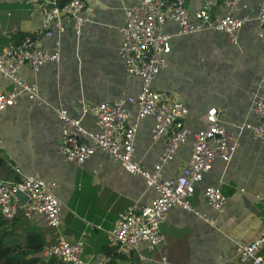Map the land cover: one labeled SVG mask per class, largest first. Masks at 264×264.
I'll use <instances>...</instances> for the list:
<instances>
[{"label": "crops", "instance_id": "0c3cea01", "mask_svg": "<svg viewBox=\"0 0 264 264\" xmlns=\"http://www.w3.org/2000/svg\"><path fill=\"white\" fill-rule=\"evenodd\" d=\"M139 1L84 0L83 15L92 22L84 26L82 35L77 37L71 22L65 21L66 32L60 37L52 26L50 38L42 29L44 0H0V50L23 36L24 42H41L53 51L61 38L60 63H47L39 73L28 65L19 72L23 80L38 84L41 99L24 97L0 114V138L6 148L5 155H0V181L18 180L7 166L12 160L25 173L56 183L55 193L63 204L61 235L71 243L84 242L81 257L86 264H236L237 246L255 241L264 224V143L251 132L243 133L240 148L229 164L215 161L191 200L212 223L173 209L162 226L165 242L155 249L146 243L137 249H113L107 234L116 227L120 212L136 203L148 205L156 198L155 190L142 176L127 173L101 152L80 166L66 162L58 153L61 125L54 109L63 106L72 118H79L83 105L139 93L140 79L126 72L119 55V31L126 25V11ZM186 3L192 15L206 5L213 15L228 12L224 0ZM263 6L264 0H239L232 13L256 17ZM166 28L170 33L178 30L175 24ZM259 28L257 21L246 24L239 45L209 31L172 39L168 66L154 86L185 103L189 111L186 124L193 135L204 128L203 117L212 108L219 110L222 124L230 131L258 122L253 105L264 93V43L258 38ZM13 88L14 83L0 75V93ZM153 125L151 118L141 122L135 144L137 160L149 170L165 148L162 142H152ZM84 126L97 130L91 117L84 120ZM192 147L193 136L164 170L166 178L181 173ZM208 186L220 187L228 197L223 213L206 203L203 190ZM19 223L21 232L40 231L45 248L56 244L60 236L42 215L24 216ZM261 255L264 257V249Z\"/></svg>", "mask_w": 264, "mask_h": 264}, {"label": "built area", "instance_id": "2783aa9c", "mask_svg": "<svg viewBox=\"0 0 264 264\" xmlns=\"http://www.w3.org/2000/svg\"><path fill=\"white\" fill-rule=\"evenodd\" d=\"M63 1L44 0L42 29L51 38L53 32L50 28L53 26L61 37L66 32L65 21L71 22L75 35L80 37L84 26L92 22L83 15L84 0ZM238 4L239 0H224V8L228 12L213 15L206 5L192 15L186 0H140L127 9L126 25L119 31L122 38L119 55L126 72L140 79L139 93L135 96L123 95L94 106L83 105L79 118H72L63 106L54 109L61 125L58 153L66 162L80 166L101 152L121 165L127 173L142 176L147 186L157 194L150 204L136 203L118 214L116 227L107 232L112 247L121 251L137 249L141 243H146L150 249L160 247L165 242L162 226L173 209H182L212 223L207 214L201 213L192 204L196 189L216 160L226 164L232 161L245 131L264 143V93L256 97L253 105L258 122L245 123L236 131H230L222 124L219 110L212 108L203 117L204 128L193 135L186 124L189 111L185 103L177 95L161 92L154 86L160 73L168 66L174 37L209 31L221 33L231 43L239 45L243 27L257 21L260 24L258 38L264 43V6L256 17H236L232 10ZM169 24L177 25L176 33L167 31ZM60 44L61 38L53 51H48L41 42L28 39L21 44L12 41L0 50V75L14 83L10 92L0 93V114L24 97L31 101L41 99L38 84L23 80L19 72L28 65L39 73L47 63H60ZM87 117L93 118L96 131L84 126ZM147 118L154 120L152 142H162L165 146L151 170L137 160L135 148L140 124ZM192 136V153L186 166L179 175L166 178L164 170L172 165L181 147ZM5 152L0 138V155H5ZM8 166L18 180L0 181V213L3 217L14 220L20 214L28 219L33 214L44 216L48 226L57 230L60 236L57 243L44 248L40 256L45 260L58 259L61 264H86L81 257L84 242L71 243L61 235L63 204L55 193L56 183L25 173L12 160ZM18 194H24L28 201L22 204ZM203 197L214 211H225L228 197L220 187H206ZM263 249L264 224L261 235L255 241L237 246L236 264H264Z\"/></svg>", "mask_w": 264, "mask_h": 264}, {"label": "trees", "instance_id": "16d2710c", "mask_svg": "<svg viewBox=\"0 0 264 264\" xmlns=\"http://www.w3.org/2000/svg\"><path fill=\"white\" fill-rule=\"evenodd\" d=\"M68 1L71 0H64L63 3ZM23 42V36L16 39V44ZM22 217L7 220L0 213V264H61L58 259L45 260L40 256L46 246L44 236L34 229L21 232L18 223Z\"/></svg>", "mask_w": 264, "mask_h": 264}, {"label": "water", "instance_id": "95a60500", "mask_svg": "<svg viewBox=\"0 0 264 264\" xmlns=\"http://www.w3.org/2000/svg\"><path fill=\"white\" fill-rule=\"evenodd\" d=\"M17 198L19 199V201H20V199L24 200V202L20 201L22 204H25L28 201L27 197L24 194H18ZM69 264H72V263H69Z\"/></svg>", "mask_w": 264, "mask_h": 264}, {"label": "rangeland", "instance_id": "374dc122", "mask_svg": "<svg viewBox=\"0 0 264 264\" xmlns=\"http://www.w3.org/2000/svg\"><path fill=\"white\" fill-rule=\"evenodd\" d=\"M7 166H8V164H7Z\"/></svg>", "mask_w": 264, "mask_h": 264}]
</instances>
